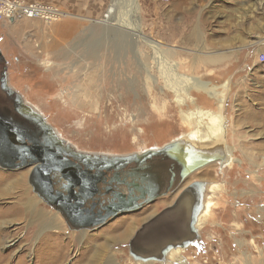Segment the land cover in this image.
Masks as SVG:
<instances>
[{
  "label": "rangeland",
  "instance_id": "1",
  "mask_svg": "<svg viewBox=\"0 0 264 264\" xmlns=\"http://www.w3.org/2000/svg\"><path fill=\"white\" fill-rule=\"evenodd\" d=\"M34 1L56 6L61 16L0 21L7 85L74 150L126 156L188 135L195 129L189 111L226 115L232 161L190 176L224 189L212 198L198 243L178 250L181 262L152 264H264V0H132V7L116 0L112 18L105 17L112 0ZM121 9L138 32L128 27L120 39L112 30L121 27ZM65 25L69 33L62 35ZM144 39L158 42L164 61ZM171 65L193 80L185 102L160 76L172 74ZM29 173L0 166V264H85L86 246L102 243L103 235L113 238L107 242L116 264H146L130 255L128 238L174 195L76 230L33 192ZM41 215L51 223L41 226Z\"/></svg>",
  "mask_w": 264,
  "mask_h": 264
},
{
  "label": "flooded vegetation",
  "instance_id": "2",
  "mask_svg": "<svg viewBox=\"0 0 264 264\" xmlns=\"http://www.w3.org/2000/svg\"><path fill=\"white\" fill-rule=\"evenodd\" d=\"M1 63L6 65V62L1 55L0 52V65ZM14 90L8 91L7 89L0 88V103L6 105L10 108L14 113H17L19 110V101L15 100ZM211 111V110H209ZM215 111V110H214ZM213 111V112H214ZM216 112V111H215ZM26 123L27 132L36 137L39 141L46 140L49 137L50 129L45 127L43 124L40 123L39 120L36 119H26L22 118ZM182 136V135H181ZM226 135L216 136L217 140L212 145L211 148H220L224 152V157L219 161L220 166H224L227 161V149L225 148V141L223 142V138ZM199 142L202 141L198 140ZM23 144H27L29 146L35 147L36 145L33 144L31 141L26 139H21ZM196 142V141H194ZM64 144V143H63ZM74 150V149H73ZM145 150V149H144ZM76 152H82L78 150H74ZM143 151V150H141ZM86 153V152H84ZM91 155L92 159L95 161V164L92 166V170H89L87 163L83 162L82 166L85 169V179L90 180L92 183L93 180L99 181L102 180L103 183L95 182V185H91L89 190H84L81 187L74 188L71 184H62L59 180L56 179L62 178L63 173L60 172L62 166L59 170L52 171L50 173V180H51V190L50 192L56 195L57 193L55 190H59L60 193L66 195L67 198L66 202H72L78 204L79 208H88L92 204H95L96 210L93 214L87 215L82 220H72L68 217L65 208L58 207L52 198L45 197L46 204L51 206L52 208L60 209L62 212V217L65 220V223L69 228L82 230V229H95L100 226H103L107 222H109L112 218L120 215H126V212H141L143 208L147 205L152 203L153 201L157 200L158 198L163 197H171L174 195L172 200L164 205L160 210H158L155 214L145 218L142 220L137 228L132 232L130 237L128 238L127 247L128 251L130 250L140 253L144 256H148L151 254H155L159 259L156 260H164L167 262H181L183 260L182 252L187 249L189 246H195L198 243L199 233L198 228L209 218L210 213L213 208V204L215 201L212 202L210 207V211H206L202 216H198L197 227L195 228V212L198 214L200 210L204 208L205 200L202 197L201 189L200 188H190V185L194 181H203L197 179L198 177H190L193 173L200 171L199 168L197 170L192 171L191 173L187 172L184 173L185 166L180 161L171 160L166 157H154L147 161V166L144 170L133 172L135 169L134 166L137 165V161L133 160L131 162H125L120 167H116L117 165H107L105 166L103 162H100L98 158H101L103 155L99 154H89ZM65 157L66 160L64 162L66 164H72L71 166L76 169L77 161H73L70 157ZM62 157V158H63ZM222 163H225L222 165ZM100 166V169H99ZM24 168V167H23ZM83 168H80L78 171V177H83L81 171ZM103 168V170H101ZM132 174H142L146 177L147 183L151 186L158 189L159 195L152 199L150 202L145 203L133 210H123L118 212L116 215H113L112 218H105V212L109 209L108 206L114 202L118 201L119 198L115 196L119 195H127L128 194V186L131 185L134 180L140 183V178L134 179ZM116 175V176H115ZM98 178V179H97ZM204 184L207 182L206 180L203 181ZM135 183V182H134ZM137 183V184H138ZM203 185V184H202ZM57 188V189H56ZM108 194V196H107ZM200 195V200H199ZM214 195V193H213ZM118 197V196H117ZM115 198L113 202L110 200ZM104 200L99 204L100 200ZM105 202V203H104ZM141 202V201H139ZM80 204V205H79ZM105 205V208H104ZM208 210V209H207ZM208 214V215H206ZM197 216V215H196ZM194 220V221H193ZM87 222V223H86ZM195 223V224H194ZM193 228H195L193 230ZM181 249V253L179 256V251ZM174 255L168 261L167 253L168 251H174ZM163 252L165 254H163ZM179 258V259H177ZM167 260V261H166ZM176 260V261H173ZM148 262V261H142ZM154 262V261H153ZM152 264V263H151Z\"/></svg>",
  "mask_w": 264,
  "mask_h": 264
},
{
  "label": "water",
  "instance_id": "3",
  "mask_svg": "<svg viewBox=\"0 0 264 264\" xmlns=\"http://www.w3.org/2000/svg\"><path fill=\"white\" fill-rule=\"evenodd\" d=\"M1 64L0 88L7 89L10 92L12 89L7 85L6 65L3 63ZM15 94V100L20 103L19 110H17L19 114L14 113L6 105L0 103V166L10 169L29 167V182L32 186L33 192L36 193V195L44 202H46L45 197L52 198L58 207H62L63 209L65 208L68 217L72 220H82L87 215L93 214L96 210V203L86 209H80L78 204L66 202L65 200L67 198H64L66 195L60 193L59 190H55L57 193L56 195L50 192L52 189L50 173L52 171H56V169L59 170L61 166L62 169L60 172L63 173V175L62 178L56 179V181L63 180L61 181L62 184H68L69 186L72 184L74 188L81 187L87 191L90 189L91 185H95V182L103 183L102 180H93L91 183L89 179H85V169L82 164L83 162L87 163L86 167H88L89 170H92V166L95 164L92 156H88V153L74 151L70 145L65 143L59 135L56 134L50 126H48V124L42 119L43 117L40 113L33 110L26 103H22L20 95L18 93ZM23 117L28 120H39L41 124L50 129L49 137L46 140L38 142L35 136L27 132V128L25 127L26 123L22 119ZM26 138L36 146L33 147L23 144L21 139ZM63 156L70 157L73 161H77L76 169L79 170L80 168H83L81 171L83 177H78V171L71 166L72 164H66L64 162L66 159ZM158 156L180 161L183 166L186 167L184 173H186V169L188 173H191L192 171L202 168L210 163L220 161L224 157V152L218 147H196L189 143H184L182 140L176 138L161 147L147 148L144 151L126 156L103 155L98 159L100 162H103L105 166L117 165L116 167H120L125 162L136 160L137 165L134 166L135 169H133V172H137L146 168L148 160ZM101 170H103V168ZM132 176L134 179L140 178V183L134 180L135 183L133 182L131 185H127V195H117L118 197L115 196L116 198H119L118 201H114L115 198L111 199L110 201L114 202L110 205V207L108 206L109 209L105 212L106 216L104 219L112 218L113 215H116L118 212L123 210L136 209L139 206L150 202L159 195L158 189L147 183V179L144 175L132 174ZM202 184H204L203 181H194L188 190L195 187L200 188ZM103 201V199L100 200L99 204ZM56 211L62 214L59 208L56 209ZM196 215L197 214L195 212V219ZM194 229L195 228H193V230ZM129 253L135 259H140L142 261H156L159 259L155 254L144 256L132 250H130ZM163 254L165 253L163 252Z\"/></svg>",
  "mask_w": 264,
  "mask_h": 264
},
{
  "label": "bare ground",
  "instance_id": "4",
  "mask_svg": "<svg viewBox=\"0 0 264 264\" xmlns=\"http://www.w3.org/2000/svg\"><path fill=\"white\" fill-rule=\"evenodd\" d=\"M112 1L113 2L110 3V5L108 6V8L106 10V15H105L106 18L115 17V15L117 13V9L115 7L116 2L114 3V1H116V0H112ZM130 1L131 2H129V1L128 2L130 3V6L132 7V4H131L132 0H130ZM124 3H126V1ZM130 8H128V9H130ZM121 11H122V9L119 11L118 19H117L120 22V18H121L122 22H120V23L118 22V24H120L121 27L120 28H115L114 30H112V31H114L115 36L119 37L120 39L123 38V36H124L123 34H125L124 32H125L126 29H128V27H129L130 30H132L131 29V27H132L133 30L136 29L134 31L138 32L137 25H136V23H134L133 20L131 22L127 21L125 23V21H124L125 18L122 19V17L124 15L127 16V14L124 13V15H123V13ZM60 16H61V14H60ZM197 29H196V31H197ZM58 31H59L60 34L65 35V34L69 33V28L66 27V25H65L63 27L58 28ZM192 33L194 34L193 41L196 42L197 40H199V37L197 36V34H195L194 32H192ZM135 34H136V36L140 35L139 33H135ZM138 37H141V36H138ZM142 41H143V43L146 46H148L152 50V52H153L152 55L154 56V58H156L158 60H161V61H164L163 57H162V50L159 48L158 42L156 43V42H154L152 40H148V39H144ZM99 43H100V46H101V42H99ZM114 43H116V42H114ZM103 44H104V42H103ZM118 46H119V43H118ZM158 67H157V69H158ZM166 67L169 68L168 66H166ZM172 68L173 67L171 65V70H172ZM167 73L164 74L163 76L159 73L160 76L164 79L165 87L175 94L176 101H178V102L184 101L185 102L186 99H189L188 94H187L188 90H186L187 91L186 92L185 89L188 86L193 84V80L191 78H189V77H186V76L184 77V76L179 75L174 70V68H173V73L172 74L169 75ZM188 115L193 120V122H194L193 124H195V129H193L190 133H188V135H182V136H179L177 138V139L182 140L184 143H189V144L194 145L196 147L211 148L212 145L217 140L216 136H219V134L223 135V136L225 135L226 127H227L225 121H227V120H226V115L223 114V112L221 114L223 116V118H222V116L219 114V111H217V110H216V113H214L213 111L201 110V109L197 108L195 110L189 111ZM204 123L207 124L206 125L207 128L199 130L198 126H202ZM201 128H204V127H201ZM201 139H202V141L199 142L198 140H201ZM194 141H196V142H194ZM222 141L224 142L225 138H223ZM155 147L156 146H153V148H155ZM225 148H226V144H225ZM227 152H228L227 153V158L228 159H227V161L225 163L229 164L232 161V158H230L231 157L230 156V152L231 151L227 150ZM225 163H222V165L225 164ZM200 188H201V194L203 192L202 197L205 200V202H204V208L198 212V214L196 216V219H198V216H202L206 211H208V212L210 211V207H211L212 202H213L212 198H214V196H216L217 194H219L221 191L224 190L221 185H214V183L210 184L209 182H206L205 184L200 186ZM0 190L4 192L5 188L2 186V187H0ZM213 193H214V195H213ZM27 203H29V202H27ZM30 204L32 205V203H30ZM29 207H31V206H29ZM206 215H208V214H206ZM38 219H39L40 225L41 226H45V225L51 223V219L52 218H50L49 216L41 215V217L38 218ZM196 219H195V222H196L195 228L198 226ZM131 221L134 222L135 219H132ZM41 226H39V227H41ZM126 233L124 234V236L128 235ZM102 238H103V242L102 243H100V241H98L99 243L95 242L94 245H92V246L89 245V244L86 246V250H85L86 252H83L82 257H81V261L83 260L85 254L88 251V254H90V257L89 256L86 257L87 259L85 261V264H116V258L114 257V254H113L112 250L108 249L109 248V244L107 242L108 240L113 241V238L110 235H103ZM58 250L60 251V254L58 255V257L60 255L63 257L65 255V253H62V251H61L62 248H60ZM179 250H181V249H179ZM174 252H175V250L174 251H168L167 257H168L169 261L172 258V256L174 255ZM135 260H140V259H135ZM145 261H148V262H146V264L153 263V260H145Z\"/></svg>",
  "mask_w": 264,
  "mask_h": 264
},
{
  "label": "built area",
  "instance_id": "5",
  "mask_svg": "<svg viewBox=\"0 0 264 264\" xmlns=\"http://www.w3.org/2000/svg\"><path fill=\"white\" fill-rule=\"evenodd\" d=\"M60 11L54 5L34 0H0V21L8 23L28 19L55 20ZM261 61L264 54H260Z\"/></svg>",
  "mask_w": 264,
  "mask_h": 264
}]
</instances>
